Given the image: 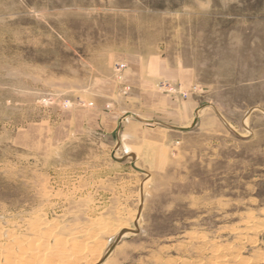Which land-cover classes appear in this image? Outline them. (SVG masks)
Masks as SVG:
<instances>
[{
  "label": "rangeland",
  "instance_id": "rangeland-1",
  "mask_svg": "<svg viewBox=\"0 0 264 264\" xmlns=\"http://www.w3.org/2000/svg\"><path fill=\"white\" fill-rule=\"evenodd\" d=\"M132 55L188 72L193 120L76 123ZM38 240L70 264H264V0H0V264Z\"/></svg>",
  "mask_w": 264,
  "mask_h": 264
},
{
  "label": "crops",
  "instance_id": "crops-1",
  "mask_svg": "<svg viewBox=\"0 0 264 264\" xmlns=\"http://www.w3.org/2000/svg\"><path fill=\"white\" fill-rule=\"evenodd\" d=\"M124 60L122 80L117 79L116 68L108 76L96 79L92 87L93 107L76 109L72 116L76 123L112 133L119 114L125 112L142 111L147 118L154 116L173 123L193 120L197 100L192 95L185 97L181 89L187 86L188 72L160 58L151 60L132 55ZM180 97L185 99L180 102ZM136 103L142 107L137 108ZM151 129L144 123L129 120L122 134L128 142H135L142 134L151 136Z\"/></svg>",
  "mask_w": 264,
  "mask_h": 264
},
{
  "label": "bare ground",
  "instance_id": "bare-ground-1",
  "mask_svg": "<svg viewBox=\"0 0 264 264\" xmlns=\"http://www.w3.org/2000/svg\"><path fill=\"white\" fill-rule=\"evenodd\" d=\"M39 222V221H38ZM38 224V223H37ZM123 227H125V225H123ZM34 228V227H33ZM38 228V227H37ZM31 230V229H30ZM11 232V231H10ZM122 232V231H121ZM8 233V232H7ZM120 233V232H119ZM119 233H117V234H119ZM123 233V232H122ZM122 233H120L117 237H120V235L122 234ZM11 234V233H10ZM15 235L17 234V233H14ZM116 234V235H117ZM13 234H11L10 236H12ZM14 236V235H13ZM43 236V235H42ZM46 236V235H45ZM17 237V236H16ZM32 237V236H31ZM34 238V237H33ZM32 238V239H33ZM41 238V237H40ZM45 237L43 236V239H44ZM16 240H15V242L16 241H18V243H19V246L20 245H22V243H20V241L17 239V238H15ZM29 239V238H28ZM69 239V238H68ZM68 240H65V241H63L62 242V244L64 243H66ZM29 243V242H28ZM32 243V242H31ZM34 243V242H33ZM42 244H44V243H42ZM57 244V243H56ZM12 245V244H11ZM45 245V244H44ZM59 245V244H58ZM58 245H56L57 247H60V246H62V245H60V246H58ZM55 246V245H54ZM56 246H55V248H56ZM64 247V246H63ZM75 247H78V245H76L75 244ZM9 249H12V248H9ZM69 250V249H68ZM20 251V250H19ZM78 251L79 252H81V253H85V251H84V248L83 247H78ZM25 252V251H24ZM29 253H30V255H31V259L30 258H26V254L24 253V254H22V255H19V256H17L16 254V256L14 255V252H12V251H7V253H5L6 255H5V263L6 264H17V260H18V262L20 263V264H33L35 261H37V262H40L41 264H56V262L55 261H57V260H53V259H55L54 258V256L55 255H58V256H55V257H60V258H64L65 260H67V262L69 263V260L70 259H67V258H69V251H67V249H64V248H62V247H60V248H57V249H54V248H51V247H41V245H40V241L38 240L36 243H34V246L33 247H30V249H29V251H28ZM72 253V252H71ZM74 253V252H73ZM18 254H21V252H18ZM75 254H77V253H75ZM80 253H78V255H79ZM28 255V254H27ZM72 255V254H71ZM29 256V255H28ZM80 256H82V254L80 255ZM49 257H51L52 259H50ZM73 257V256H72ZM71 257V258H72ZM79 257V256H78ZM85 257V256H84ZM16 258V260L15 261H13L14 259ZM76 258H77V256H76ZM81 258V257H80ZM75 259V258H74ZM59 260V259H58ZM75 261V260H74ZM60 262H61V260H60ZM65 263H66V261H65ZM61 264V263H60ZM70 264V263H69ZM73 264V263H72Z\"/></svg>",
  "mask_w": 264,
  "mask_h": 264
}]
</instances>
